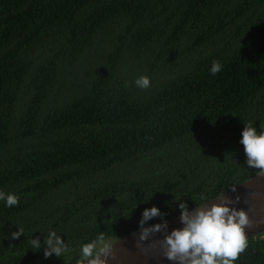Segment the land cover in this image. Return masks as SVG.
<instances>
[{
  "label": "trees",
  "instance_id": "1",
  "mask_svg": "<svg viewBox=\"0 0 264 264\" xmlns=\"http://www.w3.org/2000/svg\"><path fill=\"white\" fill-rule=\"evenodd\" d=\"M246 123L264 131V0H0V191L19 197L0 264L75 263L145 209L237 187L257 174ZM51 231L70 253L44 256ZM235 264H264V233Z\"/></svg>",
  "mask_w": 264,
  "mask_h": 264
},
{
  "label": "clouds",
  "instance_id": "2",
  "mask_svg": "<svg viewBox=\"0 0 264 264\" xmlns=\"http://www.w3.org/2000/svg\"><path fill=\"white\" fill-rule=\"evenodd\" d=\"M223 65L213 61L210 72L216 75L221 72ZM135 85L141 90L151 87V79L147 76L138 77ZM240 143L244 147L246 163L249 168L257 170V174L264 176V131L257 132L251 124L246 123L242 131ZM231 191H236L233 186ZM0 201H4L9 208L18 206L19 197L13 193L0 191ZM221 192L214 199L205 204L197 205L190 210L186 203H180V223L182 228L168 232L166 220L151 227H145L147 221L164 214L153 206L145 209L139 222L141 229L140 240L146 241L156 233H163L164 238L158 241L163 255L173 264H235L248 248L246 230L253 227L248 211L237 209L233 205L239 203ZM24 235L23 229L11 234L12 239H19ZM33 249L41 247L39 238L30 239ZM44 256H65L72 250L64 239L51 231L45 237ZM79 264H108L112 248L105 243V236L101 233L95 240L85 243L80 249Z\"/></svg>",
  "mask_w": 264,
  "mask_h": 264
},
{
  "label": "water",
  "instance_id": "3",
  "mask_svg": "<svg viewBox=\"0 0 264 264\" xmlns=\"http://www.w3.org/2000/svg\"><path fill=\"white\" fill-rule=\"evenodd\" d=\"M225 193L233 200L239 196V203L233 206L237 209L242 208L248 211L250 219L253 221V227L246 230L247 239L263 234L264 176L256 174L252 178L238 185L235 192L229 190ZM166 221L168 223L167 230L169 233L173 229L183 227L180 223V214L171 217ZM163 222L164 220L158 223L162 224ZM158 223L145 227H151ZM140 234L141 229L139 228L129 232L111 244L110 247L112 248V254L108 258V264H173L172 261L165 258L158 244V241L164 238L163 233H156L155 235L150 236L146 241L140 240ZM79 262L80 261L71 264H79Z\"/></svg>",
  "mask_w": 264,
  "mask_h": 264
}]
</instances>
